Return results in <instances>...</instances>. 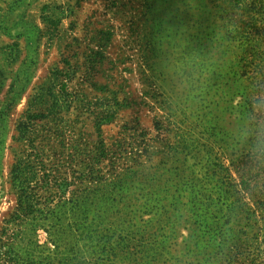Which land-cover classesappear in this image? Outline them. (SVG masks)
Returning <instances> with one entry per match:
<instances>
[{"label":"rangeland","instance_id":"374dc122","mask_svg":"<svg viewBox=\"0 0 264 264\" xmlns=\"http://www.w3.org/2000/svg\"><path fill=\"white\" fill-rule=\"evenodd\" d=\"M253 136L264 0H0V239L25 181L96 222V264H264L261 217L197 206L209 171L240 180ZM36 238L14 230L35 264L90 247Z\"/></svg>","mask_w":264,"mask_h":264},{"label":"trees","instance_id":"16d2710c","mask_svg":"<svg viewBox=\"0 0 264 264\" xmlns=\"http://www.w3.org/2000/svg\"><path fill=\"white\" fill-rule=\"evenodd\" d=\"M250 141L251 144L246 149L245 158L248 160L247 163L252 165H246L241 169L240 180L231 179V176H222L216 170L209 171L204 176V179L209 185H213L212 190L209 193H200L201 197L197 201L198 207L202 206L207 210H211L214 207L218 213H222L227 208L230 214H234L235 209L240 208L242 213L246 214L238 215V218L242 221L243 219L248 220V224H244L243 227L251 226L250 221L253 219L259 220V217L264 222V164L256 162L263 156V152L255 146L256 142L259 141L257 137L253 136ZM252 167L254 170H252ZM220 168L223 171L225 169L222 166ZM255 169L257 171L256 176L254 175ZM39 178L41 179V177ZM254 178L261 180V182L256 190H251L250 184ZM229 179L231 182H229ZM25 184V181L22 182L18 210L14 214L13 219L8 222L9 224H14V227H7L4 232L6 239H4V236L0 239V264H35V261H28L23 258L22 250L17 248L14 240V230L27 234L31 238V244L36 247H40L36 238L40 229H44L49 234L50 238L48 241L56 246L70 245L76 248L83 242L89 243L90 247L88 250H81V255L76 256V263L69 264H96L101 259L100 256L107 255L106 257L111 258L112 254L110 252L104 254L102 252L98 253L95 249L94 251L91 250L100 241L98 239L97 225L96 222H92L82 212V207L76 204L69 208L66 204L67 202L61 204L62 201L55 202V198L45 197L38 191L35 192L36 189H42L39 184L31 187L34 191L28 190L29 183ZM228 188L232 190H228ZM60 189L62 190L63 188ZM230 191L236 194L234 195L235 199H233ZM241 193L251 196L252 203L254 202L258 207L257 212L261 210L260 215L257 212L252 214L254 211L250 206L251 201L245 202L242 206L239 204ZM60 206L65 207L66 210L61 211V209L58 211ZM259 229L260 232L264 231V223ZM244 234H246L245 231ZM84 246H86L85 243ZM79 251L76 250V252ZM111 260L106 259V264H110Z\"/></svg>","mask_w":264,"mask_h":264},{"label":"clouds","instance_id":"9594fccd","mask_svg":"<svg viewBox=\"0 0 264 264\" xmlns=\"http://www.w3.org/2000/svg\"><path fill=\"white\" fill-rule=\"evenodd\" d=\"M255 146L258 150L264 151V139H260L256 142Z\"/></svg>","mask_w":264,"mask_h":264}]
</instances>
